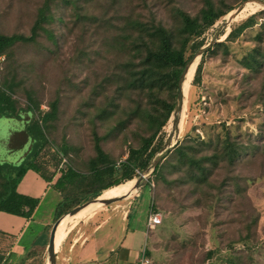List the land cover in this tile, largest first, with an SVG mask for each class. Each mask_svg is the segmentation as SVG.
Segmentation results:
<instances>
[{
    "label": "rangeland",
    "instance_id": "1",
    "mask_svg": "<svg viewBox=\"0 0 264 264\" xmlns=\"http://www.w3.org/2000/svg\"><path fill=\"white\" fill-rule=\"evenodd\" d=\"M45 1L0 0V32L29 36ZM205 1L75 0L67 6L57 0L52 5L56 22L46 26L54 40L40 33L35 43L14 46L9 56L0 59V85H14L13 98L24 110L28 98L43 112L58 102L48 138L55 150L69 149L64 161L77 171L88 172V161L95 156L94 132L102 139L103 150L120 163L127 158L129 148H138L150 135L143 112H151L153 106L148 95L128 90L124 82L125 70L130 66L123 65L134 61L129 50L134 33L128 31L127 22L135 20L145 27L160 25L174 34L176 42L179 14L197 17ZM210 1L218 10H231L216 20L212 29H208L210 25L203 28L188 44L186 57L194 49L199 51L201 42L222 34L219 43L200 60L191 62L195 68L185 82L188 93L178 142L189 134L186 145L193 147L197 158H209L220 154L221 144L229 138L240 155L233 165L206 163L209 176L204 184L189 181L188 169L179 167L174 154L169 158L167 155L159 163L163 178L151 174L134 202L133 197L122 198L95 212L131 202L133 215L143 223L153 204L162 216V224L151 231V264H264V66L251 71L242 64L253 49L264 48V9L247 3L226 26V15L247 0ZM251 17L256 19L253 27L218 46ZM259 34L261 41L257 39ZM197 65L200 81L193 86ZM157 98L166 99L167 94ZM105 108L111 110L106 119L102 116ZM20 124L15 119H0V161L4 163H15L26 152L28 145L17 135L22 131ZM170 131L168 121L153 144L158 153ZM132 184L128 181L115 190H106L80 206ZM60 200L55 191L47 193L23 233L21 244L27 246V251L17 264H45L50 231L59 219L56 206ZM92 217L73 231L91 222ZM45 225L49 226L47 232ZM2 249L0 252H4Z\"/></svg>",
    "mask_w": 264,
    "mask_h": 264
},
{
    "label": "trees",
    "instance_id": "2",
    "mask_svg": "<svg viewBox=\"0 0 264 264\" xmlns=\"http://www.w3.org/2000/svg\"><path fill=\"white\" fill-rule=\"evenodd\" d=\"M56 1L46 0L43 3L29 36L5 35L0 32V59L9 56L10 50L16 45L35 43L40 33H45L49 39L54 40L53 33L46 26L49 27L56 22V16L52 10V5ZM60 2L70 6L75 3V0H60ZM230 10L231 8L226 9V11L218 10L210 0H206L204 8L200 10L197 17L180 13V27L176 42L174 34L160 25L145 27L135 20L127 22L128 31L134 33L130 36L131 49L129 48L134 61L123 65L124 67L130 66L125 70L124 82L128 90L148 95L153 100V106L151 112L146 110L143 112L150 129V135L141 140L138 148H129L127 158L120 163L110 158L103 150L102 139L94 132L95 156L88 161V172L77 171L70 163L64 161L68 156L69 149L62 147L59 151L55 150L48 138V133L52 127L51 123L57 116L58 102L51 103L49 110L43 112L32 98H28V105L24 110L17 106L13 98L15 95L14 85L12 83L1 84L0 119L7 118L19 121L21 123L19 127L22 128V131L17 135H21L23 143L28 146L25 154L15 163L0 161V213L20 217L27 221L31 220L40 201L19 194L17 191L18 185L28 171L35 172L46 182H52L53 178L57 174L59 175L53 184V188L61 195V201L56 206L58 214L56 219L72 208L97 198L104 191L115 190L122 186L121 184L138 177V174L148 166L158 153V148L153 145L154 141L168 123L174 109L179 78L186 64L198 51V49H194L192 55L186 57L189 42L192 38L199 36L203 28L210 25L208 29H212L217 23L215 21ZM58 20L61 21L60 18ZM255 24L256 19L254 17L249 18L233 29L226 40L218 46L239 38ZM257 39L261 41L262 34H259ZM208 42L203 41L201 44L205 46ZM136 60H138L137 64ZM242 64L251 71L264 66V48L253 49L243 59ZM199 69L200 66L197 65L196 75L192 81L193 86H196L200 81V76H197ZM163 93L167 94L166 99L157 98V95ZM108 111L111 110L108 108L102 110L104 119L107 118L106 113ZM188 136L189 134H185L184 140L178 142L167 157L169 158L174 154L179 167L188 169L189 181L197 184H204L209 176L206 163L214 166L218 165L219 162L233 165L240 155L235 148L236 146L230 142L229 138H226L221 144L220 154H212L209 158H197L193 147L186 145ZM23 137L26 139L23 140ZM161 167L162 165H159L153 173L159 179L163 178ZM53 168L55 172H51ZM150 209L156 212L153 204H151ZM146 255L149 256L148 253ZM8 259L0 255V264H10Z\"/></svg>",
    "mask_w": 264,
    "mask_h": 264
},
{
    "label": "crops",
    "instance_id": "3",
    "mask_svg": "<svg viewBox=\"0 0 264 264\" xmlns=\"http://www.w3.org/2000/svg\"><path fill=\"white\" fill-rule=\"evenodd\" d=\"M51 172H55L54 168ZM58 177L57 174L52 182H46L35 172L28 171L18 185L17 191L19 194L39 199L40 206L50 191H55L57 197L58 195L61 197L53 188ZM133 194L135 192L130 190L117 200L131 197ZM133 205L128 202L127 205H117L98 214L95 213L98 210L96 208L82 212L80 216L77 214L62 220L59 224L60 228L65 221L66 226L57 248L56 253L60 251V255L56 257V264H140L143 257L150 260L151 244L154 239L151 236L152 232L147 230V218L151 209L146 211L142 223L136 220L138 216L133 215ZM35 213L29 221L0 213V240H2L0 247L4 251L0 252V255L5 259L9 258L10 264L20 263L27 251V246L25 247L21 242L23 233L33 221ZM91 216H93L91 222L81 226L76 233L73 231L80 222ZM47 228L49 226L45 225V232ZM8 243L11 244L10 248H5ZM147 253L149 256L146 255Z\"/></svg>",
    "mask_w": 264,
    "mask_h": 264
},
{
    "label": "water",
    "instance_id": "4",
    "mask_svg": "<svg viewBox=\"0 0 264 264\" xmlns=\"http://www.w3.org/2000/svg\"><path fill=\"white\" fill-rule=\"evenodd\" d=\"M247 3L257 4L259 5V8L264 9V2L260 0H247L244 2L241 6H239L237 9L229 12L226 15L225 18V24L224 25H230L236 17L242 12V10L245 8ZM222 34L216 33L212 40L206 45L203 46L192 58L191 60L186 64L180 78L177 84V97H176V103L174 105V109L170 116V124H171V131L167 137V140L165 142L164 148L156 154L153 159L149 162L148 166L138 175L137 179L134 180V188H135V194H133L131 197L133 199L139 194L140 190L146 185L148 182L151 174L154 173L156 168L158 167L159 163L162 162L166 156L173 151L175 145L178 143L179 140V133L181 131V115L183 112L184 107V93H183V87L187 80V75L189 71V65L190 63L195 60L196 58H199V60L217 43L221 41ZM228 36V34L225 36V38ZM174 141V143H173ZM127 198V197H124ZM114 203V202H113ZM111 204V203H110ZM110 204L105 205L106 207ZM84 209V205L78 206L74 208L69 213L63 215L60 217L53 225L49 239H48V245H47V264H56V252H55V234L57 231V228L61 221L64 219L65 216H76L80 211Z\"/></svg>",
    "mask_w": 264,
    "mask_h": 264
},
{
    "label": "bare ground",
    "instance_id": "5",
    "mask_svg": "<svg viewBox=\"0 0 264 264\" xmlns=\"http://www.w3.org/2000/svg\"><path fill=\"white\" fill-rule=\"evenodd\" d=\"M194 68H195L194 63L193 64L191 63V65L189 66V71H188L187 78H190L192 76ZM183 93H184V97H186L187 93H188V85L187 84H185V86L183 87ZM132 181H133V184L131 186H129L128 188H125L123 190H118V191L110 194L109 196H107L105 198H101V199H99L97 201H94V202H91V203H89L87 205H84V209L78 213V216H80L82 212L91 211V210H94L96 208L99 209L102 206L110 204V203L116 201L117 199L121 198L124 193H126L128 191L130 192V190L131 191L134 190L135 181L134 180H132ZM68 218H70V217L69 216H65L63 221L67 220ZM65 226H66V221L63 223L61 228H60V225L57 228V231H56V234H55V243H54L55 244V252H57V248H58L60 240L62 239Z\"/></svg>",
    "mask_w": 264,
    "mask_h": 264
},
{
    "label": "built area",
    "instance_id": "6",
    "mask_svg": "<svg viewBox=\"0 0 264 264\" xmlns=\"http://www.w3.org/2000/svg\"><path fill=\"white\" fill-rule=\"evenodd\" d=\"M161 224H162V216L159 213L150 210L147 218V230L153 231L156 229L157 226ZM140 264H151V263L149 259L143 257L140 261Z\"/></svg>",
    "mask_w": 264,
    "mask_h": 264
}]
</instances>
